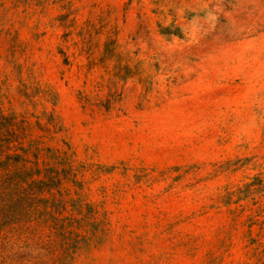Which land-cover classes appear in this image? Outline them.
<instances>
[{
	"label": "rangeland",
	"instance_id": "374dc122",
	"mask_svg": "<svg viewBox=\"0 0 264 264\" xmlns=\"http://www.w3.org/2000/svg\"><path fill=\"white\" fill-rule=\"evenodd\" d=\"M0 264H264V0H0Z\"/></svg>",
	"mask_w": 264,
	"mask_h": 264
}]
</instances>
